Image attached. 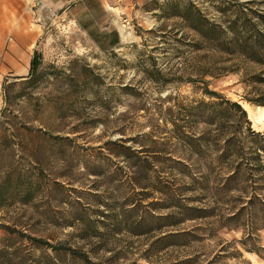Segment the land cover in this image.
<instances>
[{
    "label": "rangeland",
    "instance_id": "374dc122",
    "mask_svg": "<svg viewBox=\"0 0 264 264\" xmlns=\"http://www.w3.org/2000/svg\"><path fill=\"white\" fill-rule=\"evenodd\" d=\"M178 1L195 2L212 18L222 4L251 1L250 8L264 10V0H108L114 4L109 25L124 43L103 53L54 0H0V32H7L0 36V112L4 86L28 77L34 53L42 56L33 89L24 84L7 89L13 125L0 131L5 138L0 146V249L9 254L6 264H80L47 245L37 247L26 236L81 248L96 264H178L195 256L200 257L196 264H264V230L256 232L259 252L251 253L233 242L241 239L240 232L217 231L209 237L193 231L203 223L192 221L161 227L160 216H177V209L161 206L166 198L183 204L194 196L191 179L177 164L192 167L194 159L158 111L166 110L162 99L168 94L190 100L200 94L178 83L160 93L145 73L151 56L165 72L181 68L170 31L183 27L177 18H162V7ZM15 33L29 34L30 42L24 43L32 47L14 53ZM124 87L138 93L131 95ZM212 88L239 101L253 129L264 132V120L256 116L264 107L241 100L245 89L238 77L215 80ZM45 100L51 105L46 111ZM22 123L32 132L18 133L15 126ZM54 136L71 140L58 143ZM119 139L123 142L114 145ZM88 223L94 238L84 237ZM177 230L195 235L162 240ZM222 240L228 243L224 251Z\"/></svg>",
    "mask_w": 264,
    "mask_h": 264
},
{
    "label": "trees",
    "instance_id": "16d2710c",
    "mask_svg": "<svg viewBox=\"0 0 264 264\" xmlns=\"http://www.w3.org/2000/svg\"><path fill=\"white\" fill-rule=\"evenodd\" d=\"M251 3L222 4L215 8L219 16L213 18L192 1H178L162 7V18H177L183 27L170 31L177 45L176 57L182 60L181 68L174 74L165 72L157 58L151 56L150 67L145 73L153 84L158 85L160 93L178 83L200 94L199 99L191 100L172 93L161 98L168 105L166 110L159 109L158 115L163 117L165 126L170 125L173 138L185 146L187 157L194 159L192 167L177 163L184 169L183 175L191 179L190 191L194 196L189 198V203L183 204H174L172 198H166L161 206L166 210L177 209V216L175 213L160 216L164 221L161 227L179 228L192 221L203 223L193 231L209 234V237H216L217 231L240 232L241 239L233 242L247 252L258 253L260 241L256 232L264 230V132L253 129L248 112L239 101L212 88L215 80L238 77V83L245 89L241 100L251 106L264 107V10L250 8ZM184 30H188L187 34L182 33ZM187 47L193 55L187 54ZM41 65L42 56L36 51L29 76L4 86L5 107L0 112V131L4 125H13L8 116L7 89L20 84L33 89V79ZM123 91H130L131 95L138 93L130 87H124ZM252 93L255 96H250ZM21 96L22 92L18 94L19 98ZM50 106L45 100L42 108L46 111ZM189 123L193 125L188 126ZM15 127L18 133L32 132L27 124ZM53 139L58 143L71 140L65 136H54ZM118 142L123 140L113 144ZM4 143L5 138L0 134V146ZM92 228V223L86 225L84 237H95L90 234ZM191 234L195 235L191 231L177 230L163 236L162 240L176 237L185 241ZM26 237L35 241L37 247L47 245L53 251L68 254L80 264H96L81 248L54 246L42 239ZM196 237L199 241L205 238ZM222 242L224 251L228 243ZM236 255L241 256V251L237 250ZM8 256L5 249H0V264H6ZM199 259L195 256L178 264H196ZM213 261L207 264H214Z\"/></svg>",
    "mask_w": 264,
    "mask_h": 264
},
{
    "label": "crops",
    "instance_id": "0c3cea01",
    "mask_svg": "<svg viewBox=\"0 0 264 264\" xmlns=\"http://www.w3.org/2000/svg\"><path fill=\"white\" fill-rule=\"evenodd\" d=\"M54 1L58 6L66 8L74 22L86 33L88 38L101 52H114L123 45V37L119 30L115 26L109 25L112 21L110 9H113L114 4L108 3V0ZM4 31L0 32L1 37H7V32ZM31 38L29 34L23 36L21 33H15L13 43L10 45L13 48L12 51L19 54L23 51V48L32 47L29 43H24V40L30 42Z\"/></svg>",
    "mask_w": 264,
    "mask_h": 264
},
{
    "label": "bare ground",
    "instance_id": "6f19581e",
    "mask_svg": "<svg viewBox=\"0 0 264 264\" xmlns=\"http://www.w3.org/2000/svg\"><path fill=\"white\" fill-rule=\"evenodd\" d=\"M256 116L258 120H264V108L259 107Z\"/></svg>",
    "mask_w": 264,
    "mask_h": 264
}]
</instances>
